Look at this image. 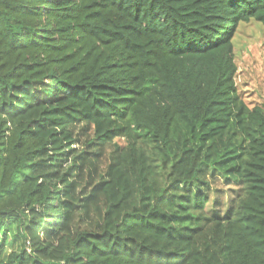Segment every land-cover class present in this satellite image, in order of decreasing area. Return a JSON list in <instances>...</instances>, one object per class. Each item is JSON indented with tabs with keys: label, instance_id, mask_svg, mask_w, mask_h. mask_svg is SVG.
I'll list each match as a JSON object with an SVG mask.
<instances>
[{
	"label": "trees",
	"instance_id": "trees-1",
	"mask_svg": "<svg viewBox=\"0 0 264 264\" xmlns=\"http://www.w3.org/2000/svg\"><path fill=\"white\" fill-rule=\"evenodd\" d=\"M251 21L264 0H0V264H264Z\"/></svg>",
	"mask_w": 264,
	"mask_h": 264
},
{
	"label": "rangeland",
	"instance_id": "rangeland-1",
	"mask_svg": "<svg viewBox=\"0 0 264 264\" xmlns=\"http://www.w3.org/2000/svg\"><path fill=\"white\" fill-rule=\"evenodd\" d=\"M237 67L234 84L244 102L252 107L264 100V30L251 21L239 26L233 40ZM211 200L226 203L236 195L237 188L222 180L209 181Z\"/></svg>",
	"mask_w": 264,
	"mask_h": 264
}]
</instances>
